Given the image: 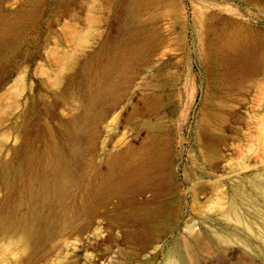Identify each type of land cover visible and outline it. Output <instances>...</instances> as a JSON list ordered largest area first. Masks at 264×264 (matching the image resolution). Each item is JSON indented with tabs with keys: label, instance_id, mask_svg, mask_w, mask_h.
Returning <instances> with one entry per match:
<instances>
[{
	"label": "rangeland",
	"instance_id": "374dc122",
	"mask_svg": "<svg viewBox=\"0 0 264 264\" xmlns=\"http://www.w3.org/2000/svg\"><path fill=\"white\" fill-rule=\"evenodd\" d=\"M12 14L18 24L0 31V264H162L190 238L187 264H264V71L213 73L200 23L237 22L264 53V0H0V26ZM143 23L145 44L99 76ZM74 37L85 43L56 84ZM154 137L165 168L142 184L105 158ZM144 205L152 227L133 213ZM232 205L256 236L219 220ZM210 229L249 250L212 249Z\"/></svg>",
	"mask_w": 264,
	"mask_h": 264
},
{
	"label": "bare ground",
	"instance_id": "6f19581e",
	"mask_svg": "<svg viewBox=\"0 0 264 264\" xmlns=\"http://www.w3.org/2000/svg\"><path fill=\"white\" fill-rule=\"evenodd\" d=\"M15 17L16 16L14 14L7 16L0 26V31L5 30L6 28L8 30V28L16 26L18 21ZM212 20V14H206L200 17V23L202 25L204 35L206 58L211 64L210 68H212L213 73L220 75L223 72H227L229 75L237 78L244 75H248L249 77L250 75H262L264 71V53L261 52L258 42L249 36L250 33H248L242 25L227 19L221 21L220 28L218 29L213 26ZM137 26L138 28L133 31L129 30L131 29V26H127L122 40V45L118 48L114 47L113 50H110L107 53L106 61L102 69L98 72L99 76H112L111 72L116 67L118 58L128 56L135 48L139 47L149 39L150 34L147 30L146 24L143 23ZM76 39L77 37H74L73 40L76 41ZM75 43L76 44L72 53L65 54L64 59L66 60L62 63V67L59 72L53 76L51 80L52 82L56 84L60 83L63 73L67 70L68 66L74 59L73 52L81 50L80 48L82 47V44L85 43V40L84 38H81L80 41H76ZM158 143L157 138L154 137L149 140L148 146L140 152L134 153L131 148H129L126 151L124 150L116 153L114 160L121 162V172L119 174L120 178L123 180L130 178L131 180L133 179L132 181L135 180L136 184H142L155 172L163 170L165 168L167 155L165 151H161L157 148ZM5 165L6 164H4V166ZM112 185H110V187ZM262 196L264 197V190ZM221 209H223V207ZM221 209H219V220L227 225L228 228L239 229V231L243 234L256 236L253 234L248 225L247 219L239 209L235 208L233 205L231 207H227V209ZM155 211V207L144 205L135 209L133 213L145 216L148 215L149 212L152 213ZM148 217L149 216H145L142 218L145 220L144 222L147 224L146 226L152 227L155 220ZM191 229V227L187 226L185 230L191 233ZM124 237L125 240L132 243L143 244L152 242L150 238L151 236H149L147 232L129 231ZM256 237L264 247V235H258ZM207 238L210 247L217 251L228 250L234 245H239L242 248L249 250L247 245L240 242L234 235L229 236L210 229L207 233ZM190 239L181 243V256L177 257L172 254H168L164 257L162 264H187L188 259H190L192 248V241H190ZM243 255L246 260L247 257L250 256L246 252ZM244 262L246 261L244 260Z\"/></svg>",
	"mask_w": 264,
	"mask_h": 264
},
{
	"label": "water",
	"instance_id": "95a60500",
	"mask_svg": "<svg viewBox=\"0 0 264 264\" xmlns=\"http://www.w3.org/2000/svg\"><path fill=\"white\" fill-rule=\"evenodd\" d=\"M115 110L113 109V110L109 111V113H112ZM76 119H77L76 113L74 111H69L66 115H63L62 117L57 118L56 124H57L58 128L61 130V132L65 133L68 131L69 127L76 122ZM129 148H134V147L132 144L129 143L124 147V149H119V150H116L115 152L112 151L108 155H106L105 158L107 159L108 157L115 155L117 152H119L121 150L126 151ZM104 161H105V159L103 160V162Z\"/></svg>",
	"mask_w": 264,
	"mask_h": 264
}]
</instances>
